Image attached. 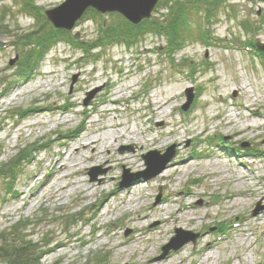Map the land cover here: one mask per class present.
<instances>
[{"label":"rangeland","instance_id":"obj_1","mask_svg":"<svg viewBox=\"0 0 264 264\" xmlns=\"http://www.w3.org/2000/svg\"><path fill=\"white\" fill-rule=\"evenodd\" d=\"M63 1L0 0V164L26 147L31 156L11 184L0 176V234L49 243L37 264H264V64L239 49L242 41L264 45V2L222 0L206 16L204 2L180 0L184 25L172 57L163 49L175 0H158L144 19L163 33L145 23L135 36L122 15L90 8L17 77L19 40L56 29L44 11ZM109 27L125 29L116 35L129 47H90ZM187 89L198 97L184 114ZM218 134L224 145L205 140ZM93 138L100 155L80 147ZM170 147L159 174L132 180L152 172ZM235 220L221 236L207 229ZM184 240L159 258L163 246Z\"/></svg>","mask_w":264,"mask_h":264},{"label":"trees","instance_id":"obj_2","mask_svg":"<svg viewBox=\"0 0 264 264\" xmlns=\"http://www.w3.org/2000/svg\"><path fill=\"white\" fill-rule=\"evenodd\" d=\"M194 3H198L201 2V0H193ZM220 1L222 0H212V2H210V0H202V2H204V4H206V16H209L211 14L210 10H212V5H215L216 3H220ZM191 3V2H190ZM184 4L180 1V0H175V2L172 4V6L170 7V12L168 14V23L166 25V40H167V45L170 48H175L174 46H177V43L179 42V36H180V32L182 31V27L184 25V21H183V16H184ZM92 11L91 9H88L87 12ZM95 13V12H93ZM182 13V14H181ZM183 21V22H182ZM125 23H127L126 25V30L125 29H120L119 31L117 29H115L114 27H109L106 31H102L103 33H107L105 35H101L100 37L97 38L98 42L95 43L94 45L90 46H100L103 44L104 40H107L108 38H110V36H117L118 34H120L121 32H125L129 33V35H136L142 26H145V23H148L149 20H142L141 22H139L137 25H132L130 23H128L127 21H124ZM149 24V23H148ZM155 27V30H159V32L163 33L164 29L156 26L154 24H149ZM125 30V31H124ZM154 30V31H155ZM0 31L3 32V29H1ZM111 33V34H110ZM67 36L66 34H68L67 31L63 30V29H54L53 27H51V31L50 32H42L41 34H38L34 37H29V39L26 40H19V45H21L19 52H16L17 56V67H16V71L15 73H13L14 75H16L17 77H27L33 70V68H35L34 66H36V64L39 63V61L41 60L42 54L47 50V48L49 47V45H51V41L55 40L57 37H65L63 35ZM117 34V35H116ZM71 37V36H69ZM67 38L68 40H70L73 43V46L77 47V46H81L84 47L86 50H89V46H87L84 43L81 42H77L74 38ZM104 37V38H103ZM0 83H4V80H1ZM11 84V82L7 83V86H9ZM7 88H4L3 91H5ZM19 116L23 115L24 112H18ZM38 146V149H41L43 147L46 146V143L44 145H36ZM34 146L33 149L35 151H38L37 147ZM29 147H26L24 149H21V151H19V153L17 154V156L7 162H4L2 164H0V176L7 174L11 177V179L9 180L8 184H11V182L15 179V169L18 167L17 164H19L21 161H29L31 156L29 154ZM17 226H14V228L12 229L14 234H18L17 232ZM49 243H44V246H47ZM42 246L37 247V245L32 242L31 240H24V238H22V236H19V239L15 240V241H11V239H8L6 236L3 235V233L0 234V260L6 262V264H37L38 263V258H39V254H41V252H43L42 250H40V248H43ZM98 260V259H96ZM94 264H104L102 262H94Z\"/></svg>","mask_w":264,"mask_h":264},{"label":"water","instance_id":"obj_3","mask_svg":"<svg viewBox=\"0 0 264 264\" xmlns=\"http://www.w3.org/2000/svg\"><path fill=\"white\" fill-rule=\"evenodd\" d=\"M158 0H64L58 6L47 9L44 11L46 19L58 29L70 30L73 28L77 20L82 16L83 12L88 8H93L100 13H110L117 12L121 14L128 22L137 24L143 19H147L150 16L151 11L155 7ZM256 46L260 50H264V45L257 43ZM12 62V61H11ZM74 81V78L72 79ZM88 95L90 99L91 95ZM186 101L182 105V108L186 110L192 100V89H187L185 91ZM86 99V101L88 100ZM173 147H170L166 150V156L159 161L157 167L149 172L148 170L137 172L133 175L132 180H137L138 178H150L159 174L173 156ZM152 152L150 151L144 156L146 165L150 169L151 166V156ZM95 175L91 176V180H94ZM129 183H124V186H127ZM159 196H157L158 199ZM261 208H258L252 214H257ZM178 230V231H177ZM177 232H182L181 229H177ZM191 235V241L194 242L196 235ZM187 242L184 240L180 243H174L173 241L169 242L162 247V252L159 258L163 257L166 252L170 249H177L183 243Z\"/></svg>","mask_w":264,"mask_h":264},{"label":"bare ground","instance_id":"obj_4","mask_svg":"<svg viewBox=\"0 0 264 264\" xmlns=\"http://www.w3.org/2000/svg\"><path fill=\"white\" fill-rule=\"evenodd\" d=\"M155 105V103L154 104H150V106L151 107H153ZM95 138H93V139H90L89 141H87V142H85L84 144H82V146H80L82 149H86V148H89V147H92V152L93 153H95L96 155H100V152H99V150H97L96 149V146H98L97 145V141H95L94 140ZM123 160H124V162H127L126 160V156H124L123 158H122ZM59 164V160L58 161H56V164ZM59 171L60 170H63V169H65V165H64V163L61 165L60 164V166H58V168H57ZM160 178H163V177H165V174H163V172L160 174V175H158ZM139 182V181H138ZM189 194V193H188ZM137 203H139V202H137ZM185 210V206H183V205H179V207H178V213H180L181 211L183 212ZM129 215V217H130V214H128ZM173 216H174V219H176V220H178L179 219V217H178V215L177 214H175L174 212H173ZM141 217L142 216H138V217H136V219H141ZM170 220H171V217H170ZM160 221V225H162V224H166V223H168L169 221L168 220H165V219H163V220H159ZM242 228H244L243 226L240 228L241 230H242ZM153 229H155V228H153ZM156 229H159V228H156ZM134 231L136 232V236H140L141 237V235L142 234H144L145 232H144V230H142L141 228H134ZM115 233V232H114ZM238 240H243V238H241V239H238ZM124 243L122 242V243H117L116 244V246L118 247L119 246V248H121L120 246H122ZM211 247H214V245H212L211 243H207V245H206V250H208V249H210ZM206 256H208V254H206ZM170 260V259H169ZM126 264H140V262H138V261H133V262H128V263H126ZM149 264H156V263H149Z\"/></svg>","mask_w":264,"mask_h":264}]
</instances>
